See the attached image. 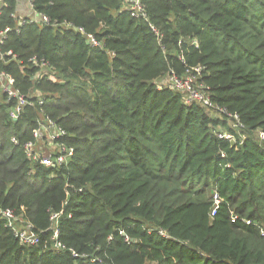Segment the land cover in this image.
Instances as JSON below:
<instances>
[{"label": "trees", "instance_id": "16d2710c", "mask_svg": "<svg viewBox=\"0 0 264 264\" xmlns=\"http://www.w3.org/2000/svg\"><path fill=\"white\" fill-rule=\"evenodd\" d=\"M32 1L100 45L74 29L22 23L0 46L17 55L0 68L43 100L12 119L0 95V207L40 232L37 244H21L0 219V264H264V0H142L145 19L123 0ZM16 7L0 5V30L13 28ZM195 65L211 99L238 114L241 143L226 115L156 87L170 69L180 76ZM42 113L66 130L67 165L23 152ZM213 192L221 200L211 216ZM59 209L55 248L49 214Z\"/></svg>", "mask_w": 264, "mask_h": 264}, {"label": "built area", "instance_id": "2783aa9c", "mask_svg": "<svg viewBox=\"0 0 264 264\" xmlns=\"http://www.w3.org/2000/svg\"><path fill=\"white\" fill-rule=\"evenodd\" d=\"M17 7L14 12L10 13V16L15 19V25L11 29L5 27L0 30V46L3 44L7 33L10 30L18 31L19 26L22 23H35L38 25H58L66 29H74L84 34L86 40L91 45H100V41L94 36L93 33L85 32L81 26H76L74 23L68 20L60 22H52L48 15L42 11L34 8L32 0H13ZM124 8L128 10L133 16L138 18H146V9L142 0H123ZM0 5H6V0H0ZM151 30L157 38L160 37L159 31L154 25H150ZM190 44L197 45L196 40L191 39ZM180 44L181 42L178 41ZM8 57V58H5ZM17 55L11 50H7L4 54L0 50V62L6 60H17ZM181 61H184L182 53L178 55ZM28 61L36 65L38 68L47 70L48 76L52 75L50 70L49 61L38 57L37 55H31L28 57ZM203 66L195 65L185 69L184 73L180 76L176 74L173 69L159 79L154 81L157 88H168L178 92L184 102H197L208 108L216 110L230 119V127L234 129L239 137V143L242 142L244 135L241 133L242 123L236 112H230L225 106L214 102L210 96V87L202 80L201 73ZM0 95L5 96V101L12 104L8 108V114L12 119H16L20 116L24 105L34 106L35 103L42 104L43 100L40 97H35V93L26 94L22 92L15 84L12 74L4 68H0ZM43 115V117H42ZM36 120L35 126L31 130V139H28L22 143V149L25 156L31 161L38 162L47 167H56L60 165H67L73 155L74 147L69 144L65 137L67 135L66 130L59 125L52 117L48 114L42 113ZM219 137L228 139L230 142H236L237 137L234 133L228 130L218 132ZM257 136L260 139L264 138V133L259 131ZM11 141L14 144H18V140L12 136ZM221 155H224L222 153ZM221 198L216 192H213V205L210 210V215H215L219 206ZM62 209L57 211H51L49 214L50 226L52 230L51 238L55 248L63 247V243L58 239V222ZM69 215V214H68ZM236 216L232 215V219ZM0 219L5 220V225L13 232L21 244H37L40 238L39 230H35L32 223L16 214L10 207H0ZM248 222V220H245ZM158 233L165 235L163 230H158ZM73 256L83 257L87 254L77 253L70 248ZM94 260V258H90Z\"/></svg>", "mask_w": 264, "mask_h": 264}]
</instances>
